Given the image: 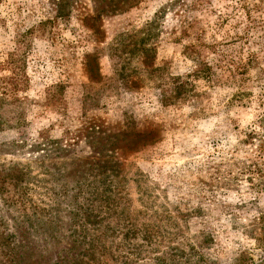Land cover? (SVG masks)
Masks as SVG:
<instances>
[{"label": "rangeland", "instance_id": "rangeland-1", "mask_svg": "<svg viewBox=\"0 0 264 264\" xmlns=\"http://www.w3.org/2000/svg\"><path fill=\"white\" fill-rule=\"evenodd\" d=\"M121 1L0 0V81L22 83L0 94V162L39 174L60 234L94 225L102 264H184L191 246L192 264H264V0ZM200 58L210 77L161 101Z\"/></svg>", "mask_w": 264, "mask_h": 264}, {"label": "trees", "instance_id": "trees-1", "mask_svg": "<svg viewBox=\"0 0 264 264\" xmlns=\"http://www.w3.org/2000/svg\"><path fill=\"white\" fill-rule=\"evenodd\" d=\"M130 1L122 0L121 3L129 4ZM150 50V48H142L141 52L149 55ZM189 55L196 59V50L190 48ZM147 61L144 58L143 62L148 71L152 72V76L160 77L158 75L160 67L153 66L150 64L151 62ZM194 62L195 69L192 72L185 75L167 74L165 78H161L162 82L157 85L162 89L161 101L165 104H179L187 100L195 88L189 77H210V65L206 61L200 58ZM92 73L93 70L89 68L91 76ZM119 74L121 75V73ZM126 75L128 77L130 73ZM127 77L123 76L122 78L125 85L127 84ZM21 85V78L19 79L15 75L10 76L8 81H0V94L2 97L13 94L12 100H15L17 99V92L21 90ZM2 99L6 100L5 98ZM42 167L40 168V175L51 177L52 173L45 168L46 165L43 164ZM38 175L32 173L28 164L0 162V264H102L98 249L99 244L96 243L98 236L95 234L94 225L83 224L80 221L79 224H70L67 229L69 232L66 234H60L59 231L63 224H59L60 220H54L55 217H59V215L58 217L54 216L58 211L53 208L48 209L46 205L33 200L30 185L31 181L36 179ZM44 215H47L44 220H41L44 224H37ZM83 216L86 221H92L95 217L86 211ZM9 221L13 224L8 225ZM40 233H44L43 238L46 241L44 245H36V242L30 237L32 234L39 235ZM133 233L136 232L133 230ZM142 237L148 238V234L144 232ZM62 243H65L66 246H60ZM47 247L59 248L52 257L50 253L53 249L48 250ZM173 249L178 259L179 257L185 258L184 264H192L191 256L196 253L192 246L189 249L191 252L187 253L179 247ZM175 258V256H171L166 260L164 259L165 262L162 263L182 264V259L177 262ZM244 260L242 257L237 258L232 264H245ZM261 262H264V254Z\"/></svg>", "mask_w": 264, "mask_h": 264}]
</instances>
